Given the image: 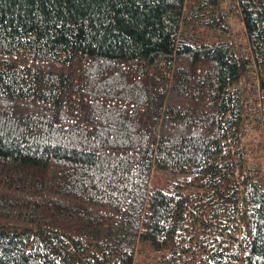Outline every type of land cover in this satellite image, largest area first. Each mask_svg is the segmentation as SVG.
Here are the masks:
<instances>
[{
  "label": "trees",
  "instance_id": "1",
  "mask_svg": "<svg viewBox=\"0 0 264 264\" xmlns=\"http://www.w3.org/2000/svg\"><path fill=\"white\" fill-rule=\"evenodd\" d=\"M189 1L0 0V264H264V0Z\"/></svg>",
  "mask_w": 264,
  "mask_h": 264
},
{
  "label": "rangeland",
  "instance_id": "2",
  "mask_svg": "<svg viewBox=\"0 0 264 264\" xmlns=\"http://www.w3.org/2000/svg\"><path fill=\"white\" fill-rule=\"evenodd\" d=\"M191 1L192 0H190L188 2V6L191 5ZM227 6H228V4L221 5V10L222 11L225 10L227 8ZM208 15H209V12H206L202 15V18L204 19ZM196 32L200 34V36L202 37V39L205 42H213V41H216L217 39H225V38H227L229 41H231L233 43H238V41H242V34H240V39H236V38H233V37L227 35L226 32L221 31L220 27H218V26L210 27V26L205 25L204 23L199 28H197ZM246 50H248V49L246 48ZM152 261H154V260H152ZM137 264H147V262H146V260H144L142 258H138Z\"/></svg>",
  "mask_w": 264,
  "mask_h": 264
}]
</instances>
